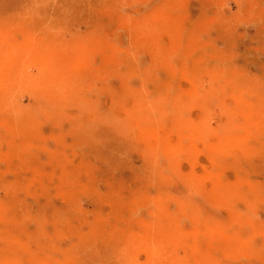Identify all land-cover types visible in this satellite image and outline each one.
<instances>
[{"label": "rangeland", "instance_id": "374dc122", "mask_svg": "<svg viewBox=\"0 0 264 264\" xmlns=\"http://www.w3.org/2000/svg\"><path fill=\"white\" fill-rule=\"evenodd\" d=\"M46 15L59 22L52 45L40 40ZM0 46L93 106L60 113L39 91L0 111V264L14 248L19 264L42 263L25 248L37 229L56 248L49 264H77L115 234L158 244L157 264H264V0H0ZM217 74L222 93L209 91ZM195 87L209 96L187 100ZM160 89L162 106L183 97L184 117L208 129L143 123ZM78 120L91 123L83 149ZM122 134L123 153L93 158ZM232 139L247 144L211 158L210 143ZM149 167L159 176L145 180ZM15 210L32 220L14 224Z\"/></svg>", "mask_w": 264, "mask_h": 264}, {"label": "bare ground", "instance_id": "6f19581e", "mask_svg": "<svg viewBox=\"0 0 264 264\" xmlns=\"http://www.w3.org/2000/svg\"><path fill=\"white\" fill-rule=\"evenodd\" d=\"M41 18L46 19L41 22ZM36 19H39L40 29L44 32V36L41 35L40 39L42 43L46 45L55 44L53 37H56V35L55 33H52V31H54L59 25L57 17L53 15H46L36 17ZM5 49L6 48L0 46V111H14L20 109V107L14 104V100L17 95L23 92L32 95L39 91H42V93L44 91L50 93L51 97H48V102L53 110L60 113L67 112L68 110H74L78 114H81L84 111H92V101L89 98L84 99L85 103L83 100L77 103L73 98L82 96L81 94L78 95L72 91V89L77 86L74 81L66 80L62 78V76H54V78L51 79L31 76L27 69V62L23 58H20V56H15L12 52L8 51L13 57L12 58L4 51ZM12 62L13 64L11 66ZM124 66L126 68V72L129 74L135 73L138 70L135 66V68H133L132 65H125L124 63ZM215 76L216 77L212 80L213 85L209 91L212 93H222L224 87L228 84H224V76H218V74ZM232 78L235 79L237 77L233 76ZM89 86H92V84ZM237 87L243 89L245 86L243 83H239L238 81ZM165 91H167V89H165ZM165 91L164 89H160V95H158L157 100L154 101V110L147 118L142 120L143 123L163 125L168 121V117L170 116L174 121L172 126L176 129H180L184 126H189L194 130H201V132H205L208 129V124L205 121L199 122L186 119L184 117L186 107L184 105L187 104L188 101L183 99V97H180L181 99L176 100L170 106H162V102L167 97ZM209 91H202L201 89L198 90L195 87L193 91L188 92L191 96L187 100L193 101L195 97L199 99L203 98V100H205L210 94ZM135 106L137 109L141 108L142 102L138 101ZM22 111L29 115L35 113V111L31 108L22 109ZM90 126L91 123H81V121L78 120L76 126L78 130L76 143L78 144L79 149L86 147L92 140L91 135L83 133V131L89 129ZM124 136L125 134L117 136L115 140L111 142V146L114 149L108 148L103 153V149L99 152H93V158L101 160V155L108 157L113 154V151L116 157L118 156V152L123 153L125 151L123 145L127 139ZM246 144L247 143L244 140L232 139L223 145L219 142L210 143L208 149H210L209 154L211 158L221 161L232 153L231 151H236ZM144 172L146 174L144 175L145 180L159 176L155 167H149ZM15 211L16 212H14L12 216L14 224L32 220L31 215H28L20 210ZM70 211H72L71 207L56 210L54 212V216H57L55 223L59 224V218L67 217L66 215ZM42 219L43 218H34L33 220H36L40 226ZM45 221H48V219H45L44 222ZM44 241V234L40 229H37L36 232L28 235L25 248L29 251V254L43 255V261L40 264H49V261L52 259L51 254L56 251V248L53 244H46ZM155 243L158 242L156 241ZM135 245L136 243L129 236L115 234L110 238L102 237L95 240L93 245H89L88 250H85V254L76 255L79 262H77V264H157L156 259L160 257V248L158 244H151L150 246L142 249H137ZM137 250L143 251V260H140L141 258L137 257V254L135 253ZM18 259H20L19 255L17 250L14 248V251L5 257L4 264H19Z\"/></svg>", "mask_w": 264, "mask_h": 264}]
</instances>
